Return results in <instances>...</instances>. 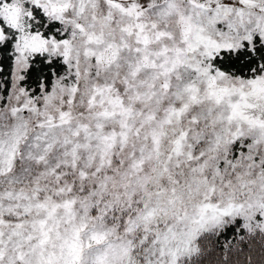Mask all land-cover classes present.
<instances>
[{
  "label": "snow or ice",
  "instance_id": "snow-or-ice-1",
  "mask_svg": "<svg viewBox=\"0 0 264 264\" xmlns=\"http://www.w3.org/2000/svg\"><path fill=\"white\" fill-rule=\"evenodd\" d=\"M0 264H264V0H0Z\"/></svg>",
  "mask_w": 264,
  "mask_h": 264
}]
</instances>
